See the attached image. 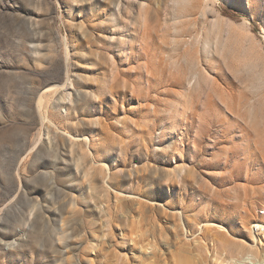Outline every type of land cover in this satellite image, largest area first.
Returning <instances> with one entry per match:
<instances>
[{
	"label": "rangeland",
	"instance_id": "obj_1",
	"mask_svg": "<svg viewBox=\"0 0 264 264\" xmlns=\"http://www.w3.org/2000/svg\"><path fill=\"white\" fill-rule=\"evenodd\" d=\"M113 1L0 0V264L255 243L264 0Z\"/></svg>",
	"mask_w": 264,
	"mask_h": 264
},
{
	"label": "bare ground",
	"instance_id": "obj_2",
	"mask_svg": "<svg viewBox=\"0 0 264 264\" xmlns=\"http://www.w3.org/2000/svg\"><path fill=\"white\" fill-rule=\"evenodd\" d=\"M112 3H116V1L112 0ZM119 3V2H118ZM40 102V101H39ZM37 106V105H36ZM42 113V112H41ZM43 121L48 120V118L44 115H41ZM40 117V116H39ZM49 122V121H48ZM50 123V122H49ZM86 139V138H85ZM259 215L264 217V209L259 210ZM258 227L260 229H264V222L258 221L254 222L249 227V233L252 238L250 241L255 242L254 244H233L229 243V241H219L215 237L211 238L212 251H214V255H211L212 261H209L210 264H264V239L263 234H255L252 236V232L255 228ZM133 245H138L140 242L135 239L131 240ZM216 244V245H214ZM209 244L203 246L199 242H195L194 252L198 257L202 258V261H205V251L207 252L210 247ZM151 249L152 251L156 249V246L153 244H149L144 250L147 251ZM191 253V252H190ZM214 258H213V257ZM176 264H188V261L184 258H180L178 263Z\"/></svg>",
	"mask_w": 264,
	"mask_h": 264
},
{
	"label": "built area",
	"instance_id": "obj_3",
	"mask_svg": "<svg viewBox=\"0 0 264 264\" xmlns=\"http://www.w3.org/2000/svg\"><path fill=\"white\" fill-rule=\"evenodd\" d=\"M255 234H263V239H264V229H260L256 227L255 230L252 232V236L254 237Z\"/></svg>",
	"mask_w": 264,
	"mask_h": 264
}]
</instances>
